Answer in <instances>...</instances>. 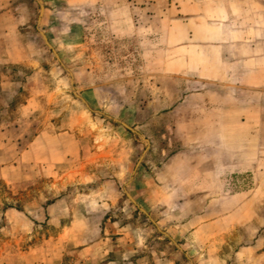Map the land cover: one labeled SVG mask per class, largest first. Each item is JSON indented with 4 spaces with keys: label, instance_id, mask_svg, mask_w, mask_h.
Returning <instances> with one entry per match:
<instances>
[{
    "label": "crops",
    "instance_id": "1",
    "mask_svg": "<svg viewBox=\"0 0 264 264\" xmlns=\"http://www.w3.org/2000/svg\"><path fill=\"white\" fill-rule=\"evenodd\" d=\"M65 2L75 14L44 6L42 20L47 29L58 30L59 51L75 56L73 88L81 93L82 108L69 119L62 106L56 120L49 116L66 93L61 84L67 80L65 73L45 70L42 56L33 52L35 46L20 42L15 23L0 14V51L5 54L0 62L30 67L37 78L54 73L60 80L54 86L42 81L16 86L10 74L0 70V108L17 109L34 120L37 111H49L43 129L19 152L24 134L14 128V133L0 134V181H14L25 163L49 174L59 170L93 178L89 164L113 155L111 149L101 153L97 145L85 151L81 136L89 124L83 109L93 107L87 94L102 107L103 93H115L113 82H99L106 74L96 70L87 46L95 43L89 32L93 26L109 24L111 37L138 45L139 76L153 81V97L124 108H135L134 131L151 143L145 155L150 166L131 172L130 159L125 158L121 160L125 165L115 164L113 175L121 179L132 173L125 186L139 194L130 200L152 218L155 236L148 240L141 233L139 244L133 246L132 232L117 219L114 198L100 204L92 194L76 198L74 206L65 197L44 208L45 220L49 225L59 222V229L42 235L35 230V220L7 210V224L0 232V264H176L175 255L170 260L162 257L164 248L176 245L182 254L215 253L216 243L230 232L241 236L246 231L255 241L236 253L237 264H244V251L260 249L256 238L264 222L254 209L264 190V0H172L167 6L163 0ZM90 13L91 27L86 19ZM59 14L67 18L58 24L54 17ZM72 15L75 19L69 20ZM22 91L23 100L16 103ZM0 122L6 121L0 117ZM116 154L131 156L128 151ZM117 181L105 185L117 187ZM177 237L185 240L184 245L177 244ZM31 238L33 244H21Z\"/></svg>",
    "mask_w": 264,
    "mask_h": 264
},
{
    "label": "rangeland",
    "instance_id": "2",
    "mask_svg": "<svg viewBox=\"0 0 264 264\" xmlns=\"http://www.w3.org/2000/svg\"><path fill=\"white\" fill-rule=\"evenodd\" d=\"M40 1L46 7H53L58 9V11L71 9V12L75 14V8L67 5L65 0H0V14H7L9 16V18L7 17L8 20L15 23L20 42L29 41L35 46L33 52L42 56V60H44L42 67L45 70L53 69L56 72L65 73L67 80L63 81L62 79L61 84L63 88L65 87L66 93H63L62 98L55 103L57 110L52 109L49 116H52V121L56 120L55 116L60 111L58 106H62L61 111L63 115H66L69 119L82 108L78 102L80 101L81 93L76 92L73 88L75 83L72 70L76 67V62L73 59L75 56L72 51L69 53L59 51L62 44L55 41L59 32L57 29H54L55 32L47 29L43 25V18L41 17L40 19ZM139 1L135 0V3ZM145 1L147 2L148 0ZM171 2L172 0H163L164 6H167ZM65 16L56 15L54 21L59 24L62 19L67 18ZM68 19L74 20L75 16H69ZM86 19L90 20L89 27H91L93 24L92 19H94L93 13H90ZM110 27L111 25L109 24H105L101 28L99 25L93 26V31L89 32L95 35V43H90L87 46L90 58L94 56L95 60L93 64L96 70L106 74L105 77L99 78V82L103 83L107 80L113 82L115 93H103L102 100L104 103L102 107H99L97 102L92 100V94H87V98L91 101L93 107L91 109H83L85 114L89 116V124L83 127V135L81 136L85 138L83 142V149L85 151L97 145L100 147L101 153L103 150L107 152L111 149L113 153L111 156L114 157L103 155L98 157L93 163H90L89 167L91 166L94 172L93 178L91 176L93 174H88L81 178L80 175H70L59 170L49 174L45 173L43 169H33L31 165L25 163L16 177L14 176V181H0V232L6 227L5 213L11 208L23 212L35 220V230L41 235L47 229L58 230L59 222L49 225L47 220H45L44 208L65 197H70L73 201L71 203L76 206V198H86V196L90 197L93 194L99 198L100 204H110L112 203L111 201H114L111 199H115L116 205L114 206H116L115 210H117V219L121 218L127 224V227H129L130 232H132L131 240H134L133 246L137 243L139 244L137 235L141 233H144L145 238H148V240L155 236V233L152 232L156 229L153 224L154 222L151 221L152 218L141 212L139 207L135 206L130 200V198L134 199L139 194L135 190L131 191V189L125 186V183L132 179V173L129 171L125 177L122 174L121 179H116L113 175V171L117 165L118 167L125 165L121 161L125 158L130 159L131 172L137 170L140 166L143 171L144 168L150 166L146 165L145 155L151 150V143L144 140L145 138L141 133L134 131V128L138 125L134 123L135 120L133 118L136 111L135 108H124L130 105L137 107L153 97L155 95L152 89L153 81L139 76L141 61L139 60L138 45H134L133 42L132 44H125L122 39L111 37L112 32ZM43 35H45L46 39ZM59 35L62 36L61 34ZM65 45L67 44L65 43ZM57 54L60 58H57ZM1 57H5V54L3 55L0 51V59H2ZM0 70L6 74H10L9 77L10 79L12 77V83L16 86H19L20 83H29L30 85L40 84L41 81L52 86L60 83L59 78L54 73L50 77L45 78L33 77L34 70L23 65L0 62ZM108 73L110 74L109 78L107 77ZM3 81L7 82V79ZM23 96L22 91L17 95L15 102L21 103ZM114 100L115 102H113ZM107 103L109 105L105 107ZM111 105L114 106L111 107ZM48 112L47 109L37 111L33 115V117L37 118L34 120V118L23 117L17 109L2 107L0 108V117H3L6 122H0V134L11 133L13 128L14 130L18 129L19 134H24L25 139H22L23 142H20L19 149L17 150L19 152L27 145L29 139L36 131L43 129L44 125H41V123L44 121L43 119L48 117ZM16 120L18 124L13 125L12 122ZM34 121L37 124L32 123ZM57 127L59 128V126ZM10 133L7 134L10 135ZM92 134H95V136L92 137ZM118 151H128L131 153V156L119 157L116 154ZM148 172H150V169H148ZM113 179L120 181H117V187L110 185L107 188L105 183ZM259 195L260 203L254 209L258 208V215L263 219L264 190H260ZM104 210L105 212L108 211L107 209ZM234 232H230L225 239L216 243L218 251L215 253L188 254L184 252L182 254L178 251L176 245H171L170 248L162 250L164 254L162 257L170 260L174 259L173 256L175 255L176 264H237L236 253L238 251L241 252L242 249L245 250L251 247V242L255 241V238L246 234V231H242L244 234L241 236H238L239 234L236 236ZM163 238L165 243L168 244V238ZM256 240L259 241L260 249L254 253L244 251L241 255L244 259V264H264V222H262L261 232ZM33 242H35V239L31 238L30 240L27 239L21 242V244L31 245ZM176 242L182 246L185 240L177 237Z\"/></svg>",
    "mask_w": 264,
    "mask_h": 264
},
{
    "label": "water",
    "instance_id": "3",
    "mask_svg": "<svg viewBox=\"0 0 264 264\" xmlns=\"http://www.w3.org/2000/svg\"><path fill=\"white\" fill-rule=\"evenodd\" d=\"M40 3H41V10H40V19H41V17H42L43 14H44L45 7H44V5H43V2L40 1ZM39 22H40V21H39ZM43 36H44V38L46 39L45 35H43Z\"/></svg>",
    "mask_w": 264,
    "mask_h": 264
}]
</instances>
